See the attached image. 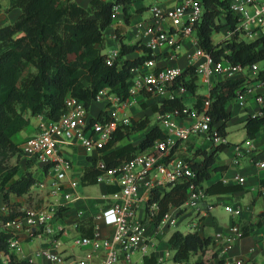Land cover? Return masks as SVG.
I'll return each mask as SVG.
<instances>
[{
  "label": "built area",
  "instance_id": "1",
  "mask_svg": "<svg viewBox=\"0 0 264 264\" xmlns=\"http://www.w3.org/2000/svg\"><path fill=\"white\" fill-rule=\"evenodd\" d=\"M168 1L163 4L150 3L149 15L132 23L137 38L152 54L157 53L163 59H167L178 55L177 48L184 37L192 36L194 49L188 65L193 66L197 78L209 88L218 77L241 78V85L235 90L233 99L239 104H244L247 95L252 94L260 104L258 111L252 115L262 116L264 93L258 89L264 87V58L249 64L234 62L224 56L214 58L210 51L198 45L195 33V27L203 16L201 1ZM229 8L234 17L233 21L227 22L219 30L220 38L212 41L221 44L258 39L264 46V0H229ZM120 9L121 5L114 6L113 20ZM165 21L168 22L167 26L164 24ZM118 53L117 50L109 51L106 53V61L112 63ZM154 60L155 58H149L142 64L130 68L131 83L126 97L120 98L108 87H104L97 91L93 101L103 102L105 107L110 106L114 111H123L143 93L171 99L176 97L178 92L188 90L183 84L173 87L174 80L181 74L183 67L155 66ZM209 103L210 99L207 98L200 109L184 105L170 111L157 112V119L163 124L165 135L156 138L149 147L136 152L130 158L98 173L96 182L117 185L115 190L109 192L111 202L93 214L94 219H101L105 224L112 226L111 235L99 237L95 230L92 236H75L73 238L75 245H91V248L80 256L65 257L58 249L61 241L55 237L66 231L64 223L58 222L56 218L57 210L62 204L56 198V205L42 204L25 208L22 213L12 217L0 216V233L7 234L9 250L22 251L19 233L24 231L27 236L45 234L51 239L53 246L37 248L34 255L54 263L89 264L94 252L101 248L100 264H134V255L136 253L148 255L153 247L154 238L166 228L175 226L180 212L191 210L194 215L189 227L192 231L200 230V220L203 216L210 215L214 202L209 198L204 185L192 181L193 159L180 155L177 147L180 142L195 134L204 136L212 145L227 142L225 134L219 130L223 119L211 121ZM87 111L81 99L67 94L65 110L58 119L37 114L36 131L19 143L21 153L26 158L33 159L34 164L44 173L43 178L37 179L31 186L38 190H46L52 197L61 196L65 201L69 200L74 190H69L68 187L74 188L78 181L67 178V172L73 163L71 158L64 154L63 147L80 144L95 148L100 153V149L109 140L117 124L128 123L130 120L126 115L117 119L111 114L107 118L102 115V119L96 118L91 121ZM251 149L249 145L243 143L234 144L233 162L239 163ZM252 164L264 168V156L253 157ZM97 166L104 168V161L98 159ZM235 178L240 182L244 180L242 175H235ZM183 180L189 181L185 200L178 205L169 206L155 221L159 204L156 200L149 199L151 189H168L174 183ZM224 206L231 214L241 213L239 206L230 204ZM241 236L242 230L237 222L215 230L213 241L218 243V253L224 255ZM172 255L173 251L166 249L165 256L172 258ZM241 260L242 258H239L237 262ZM208 261L209 264H230L227 257L222 262H212L210 259ZM166 264L194 262L191 259H172Z\"/></svg>",
  "mask_w": 264,
  "mask_h": 264
},
{
  "label": "trees",
  "instance_id": "2",
  "mask_svg": "<svg viewBox=\"0 0 264 264\" xmlns=\"http://www.w3.org/2000/svg\"><path fill=\"white\" fill-rule=\"evenodd\" d=\"M12 5L21 9L19 16L11 23L0 26V185H4L18 172L17 164L4 163L11 155L20 151L19 144L12 136L29 122L30 115L43 114L50 119H58L65 110V97L71 94L84 103L88 110L98 90L108 87L110 91L124 98L128 94L131 83L130 68L142 64L149 58H155L149 48L139 39L132 43L120 40L119 53L112 63L106 61V53L99 44L103 42L105 30L113 21L112 12L115 5H121L124 19L129 20L128 7L133 0H90L84 7L72 0H11ZM203 16L195 27L198 45L210 51L214 58L227 57L234 62L249 64L264 58V46L260 40L230 41L214 43L211 38L213 30L219 31L234 17L229 8V0H200ZM1 9V4H0ZM225 20V21H224ZM140 50L134 56L126 54ZM197 75L192 65H187L176 77L173 87L183 84L195 95L193 107L200 109L206 98L210 99L208 111L212 122L219 125L221 133L224 122L230 113L226 103L234 98L235 90L241 85V78H227L216 81L209 89V95L195 92ZM148 95L145 93L144 96ZM181 96L161 98L150 103L153 112L170 111L184 106ZM102 113L90 116L91 121L102 119ZM107 118V116H106ZM149 118H130L128 123H118L111 137L100 149L99 154L87 155L88 165L81 175V182L94 183L96 176L103 169L115 166L130 158L136 152L149 147L156 138L163 137V128L155 123L137 142H116L129 137L135 130L146 127ZM264 124V116H247L244 127L246 136L253 137ZM228 142L211 146L209 149L197 147L193 152L192 181L200 183L210 179L214 169L224 165H216L218 150ZM197 158V159H196ZM102 159L105 167L97 166ZM33 163V159L27 158ZM36 181L30 170L23 171L9 183L4 191L18 194L26 192ZM189 181L183 180L171 185L168 189L153 188L150 200H156L159 208L155 221L171 205H178L186 198ZM264 187V177L260 179ZM203 185V184H202ZM205 189L210 194L227 193L238 190V183H225L221 179L210 181ZM117 185L109 187L113 191ZM12 217V214L5 218ZM264 221V209L259 213L256 222L249 224L241 221L242 236ZM79 226V225H78ZM94 231L88 228L84 234L92 236ZM210 235L199 230L182 232L174 230L167 239V247L173 251V259H191L194 264H209L208 258L201 254L210 244ZM0 250L7 254L5 264H25L8 248L7 234L0 233ZM196 254V257L192 258ZM155 255H143V264H154ZM261 264H264L261 263Z\"/></svg>",
  "mask_w": 264,
  "mask_h": 264
},
{
  "label": "crops",
  "instance_id": "3",
  "mask_svg": "<svg viewBox=\"0 0 264 264\" xmlns=\"http://www.w3.org/2000/svg\"><path fill=\"white\" fill-rule=\"evenodd\" d=\"M65 1V0H63ZM81 6H88L90 0H72ZM1 9H0V26L13 22L20 14L21 9L18 6L12 5L11 0H0ZM150 4V3H149ZM148 6L143 2V0H133L128 7L129 20L124 19L123 10L120 9L114 20L107 26L105 30V36L101 47V51L108 53L111 50L119 51L120 40L118 37L127 43H132L138 40L132 29V23L139 18L147 17L149 15L145 14ZM165 26L168 25V22H164ZM212 38V36H211ZM212 40H214L212 38ZM183 48V50H180ZM194 49V43L192 36H186L181 40L179 47L177 48L178 55L176 57L163 59L161 55L155 57V66L161 65H178L185 68L190 62V55ZM141 53L140 50H134L131 53L126 54V56H134ZM221 78H216V81ZM215 81V82H216ZM198 85V78L196 79ZM202 83V82H201ZM204 84V83H202ZM205 85V84H204ZM197 87V86H196ZM207 87V93L204 95H209V87ZM261 92L264 93V87L259 88ZM196 92V89H195ZM145 93L140 94L136 97L134 103L130 104L123 111H114L110 106L105 107L103 102L93 101L87 111L89 116L97 115L102 113L105 116H111V114L117 115V118L123 117L124 115L133 116L130 118L139 119L141 117L147 116L149 121L146 127L135 130L130 136L138 135L136 139H131L129 137H124L116 142V145H120L127 141H132L137 143L143 136L145 131L153 124H161L157 119V112H153L150 109V103L153 101H159L161 96L149 94L144 96ZM177 96H181L185 105L192 106L195 100V95L189 90L178 92ZM187 97H192L193 100L191 104H187L185 99ZM208 98V97H207ZM206 98V99H207ZM140 104L141 108L137 109L136 104ZM107 108L108 110L106 111ZM260 108V104L255 100L252 94L247 95V99L244 104H239L234 99H230L226 103V109L229 111L230 115L228 119L224 122V131L225 138L228 142L223 149L229 148V157L227 159H219L218 152L215 157L216 165H224L222 168L214 169L211 173L210 179L204 180L202 184L205 186L212 180L221 179L225 183H238L241 187L238 190L227 193H215L210 194L209 198L214 202V207L217 203L230 204L232 206H239L241 208V213L235 215L232 219V222H237L240 225L241 221L248 222L249 224L256 221L254 217V212H261L264 209V188L260 184V179L264 177V168H259L256 165L252 164V158L257 156H264V135H258L260 129L264 127V124L257 130L253 137L248 138L246 136V129L244 127V122L247 116L256 113ZM34 117V121H30V117ZM264 116V114L262 115ZM29 122L23 128L25 129L24 133H20L23 128L17 131L12 139L16 143H20L26 136L32 134L36 131L38 117L37 114L30 115ZM185 122L184 120H181ZM243 122V128L245 130V137L239 141L231 142L227 138L228 134V125L229 123ZM161 126V125H160ZM259 142V143H258ZM243 143L244 145H249L252 149L249 154H246L242 157L239 163L233 162L234 155V144ZM260 144V145H258ZM213 146L210 141L204 136L192 135L187 140L179 143L177 147V152L183 156H193L195 148L200 147L204 149H209ZM186 149L185 153L181 149ZM191 151V155L188 154ZM63 152L69 156L72 160V168L67 172L68 179H76L78 184L73 187H68L69 190H74L71 198L69 200L63 199V197H52L46 190H38L33 186H30L26 192L18 194L14 191H7V198L4 199V191L7 189V186L12 182L16 177H18L23 171L30 170L37 179H40L44 175L43 171L37 165H34V162L31 163L27 158L20 152V159L17 164L19 166L18 172L4 185L2 188L0 185V216L9 215L12 216L22 213L25 208L38 206L42 204L56 205V198L60 204L56 218L57 221L64 223L66 231L55 237L61 241L58 249L65 255V257H77L84 253L85 250L91 248V245L77 246L73 243V238L78 235H87L84 232L88 228H92L93 231L97 230L99 237H106L111 235L112 226L105 224L101 219H94L93 214L105 207L111 202V197L109 195V187L115 186V184H110L106 182H94V183H82L81 175L84 171V168L88 165L89 160L87 155L98 154L99 151L92 147H85L80 144L76 145H66L63 147ZM16 154V153H14ZM13 154V155H14ZM11 155V156H13ZM197 159V158H196ZM235 165V168L231 166ZM35 166V167H34ZM235 175H242L244 177L243 181H237ZM216 197L214 199L213 197ZM249 197V200H254V205H249L246 203L245 198ZM256 197V199H255ZM261 197L262 206L257 208L255 202ZM64 203V204H63ZM29 204V206H28ZM4 206L6 209H4ZM213 207V208H214ZM81 210V213H79ZM213 210V209H212ZM194 213L191 210H185L178 214L177 223L175 226L166 228L162 233H158V236L154 238V244L151 248V251L148 255H155L157 261L154 264H166L170 262L173 257L165 256V251L167 247V239L174 230H179L177 225L179 223H184L189 229L182 232L192 231L189 227V223L192 220ZM234 215V214H233ZM96 224V227H95ZM229 224H224L228 226ZM79 225V226H78ZM214 226V231L226 226L218 227V220L216 215L211 211L209 216H203L199 223V231L204 235H210L212 241L201 253L204 258L210 259L212 262H222L225 261V257L230 259V264H261L264 262V221L260 225L253 227L248 234L241 236L236 239L232 248H230L226 253H218V243L213 241V232H209L208 227ZM181 231V230H180ZM22 251L13 252L20 260H24L25 264H61L54 263L45 259L44 257L35 256L34 251L40 247H51L53 242L45 234H36L34 236H27L24 231L19 233ZM12 252V251H11ZM193 257H196V254H192ZM162 257L161 259H159ZM102 258V249L99 248L94 252L93 259L89 264H100ZM239 258H242L240 262H237ZM135 262L134 264H143V255L136 253L134 255ZM7 260V254L0 250V264H5Z\"/></svg>",
  "mask_w": 264,
  "mask_h": 264
},
{
  "label": "rangeland",
  "instance_id": "4",
  "mask_svg": "<svg viewBox=\"0 0 264 264\" xmlns=\"http://www.w3.org/2000/svg\"><path fill=\"white\" fill-rule=\"evenodd\" d=\"M143 2L148 6L149 3H156L157 2V3L163 4V3H168L169 1L168 0H143ZM145 14H148V10L147 9L145 11ZM211 36H212V38L214 40H218L220 38V36H221V31L213 30L212 33H211ZM180 50H183V48H180ZM196 93L197 94H205V93H207L206 85L202 84L199 79H198V85L196 87ZM192 100H193L192 97H187L185 99V102L190 105ZM135 107L137 109L141 108L140 104H138V103L135 105ZM115 117H118V116L115 115ZM126 117H128L130 119V117H134V113H133V116L129 117L128 115H126ZM117 119H120V118H117ZM34 120H35L34 117L31 116L30 117V121L33 122ZM160 125H161L162 128L164 127L163 124H160ZM24 131H25V129L23 128L20 133H24ZM196 135L200 136L199 134H196ZM258 135H264V127H262L260 129ZM137 136L138 135H132V136H129V138L134 140V139L137 138ZM226 136H227L228 140L231 141V142L239 141L242 138H244L245 137V130L243 128V122L240 121V122H236V123H229V125H228V134ZM258 145H260V144H258ZM181 150H182V152H180V153H185L186 149L184 150L182 148ZM191 153L192 152L189 151L188 154L191 155ZM19 154L20 153L17 152L13 156H10L7 160L4 161V163L6 165H13V164L17 163L18 160L20 159V155ZM218 157H219V159H227L229 157V148L228 149H220V150H218ZM235 165H237V164H233L231 167L235 168L236 167ZM41 178H43V175H42ZM213 198L216 199L215 196ZM255 199H256V197H255ZM245 201L249 205H254V203H253L254 200L253 199L249 200V197L248 198L246 197ZM255 204H256L257 208L262 206L261 197H259V199L255 202ZM28 206H29V204H28ZM212 212L216 215V218H217L218 224H219L218 227L226 226L227 224H229L232 221L233 218H235L234 217L235 215L231 214L229 211H227L225 209L224 203H222V202L221 203H217L215 205V207L213 208ZM254 217L257 218L256 219V221H257L258 218H259V212L255 211L254 212ZM224 224H226V225H224ZM177 228L179 230H181V231H186V230L189 229L186 225H184V223H179V225H177ZM208 230H209V232H213L214 231V226H209Z\"/></svg>",
  "mask_w": 264,
  "mask_h": 264
}]
</instances>
